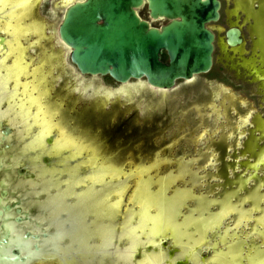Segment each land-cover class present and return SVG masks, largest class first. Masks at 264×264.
<instances>
[{
  "label": "rangeland",
  "instance_id": "1",
  "mask_svg": "<svg viewBox=\"0 0 264 264\" xmlns=\"http://www.w3.org/2000/svg\"><path fill=\"white\" fill-rule=\"evenodd\" d=\"M221 2L220 19L210 24L216 33L211 70L178 80L169 90L153 88L145 79L120 83L109 75L79 73L58 34L67 2L33 0L19 12L33 18L21 44L28 81L36 83L39 77L54 119L74 134L70 142L92 143L98 150L93 156L85 152L86 164H80L82 173L94 168L92 179L104 184L80 196L77 204L85 214L90 209L91 217L82 232L89 229L88 238L107 240L116 236V228L129 229L131 260L143 236L157 232V240L149 236L146 242L159 251L154 256L152 247L145 250V264L167 258L172 234L183 249L173 264H207L214 256L219 264L264 263V0ZM140 13L156 26L166 21L150 19L146 7ZM231 26L242 31L243 43L235 47L226 44ZM0 60L16 78L14 68L6 67L7 55ZM64 141L58 140L70 148ZM72 148L69 157L78 153V147ZM75 167L70 176L76 175ZM112 185L120 189L118 201L105 187ZM102 194L113 209L97 222L105 206H97L101 202L95 197ZM141 207L136 218L133 211ZM195 240L201 245L193 250L194 260L179 263L190 250L183 245L191 247ZM96 249L86 246L83 257ZM105 249L103 256L109 253ZM144 254L138 251L136 260ZM1 258L10 264L6 255Z\"/></svg>",
  "mask_w": 264,
  "mask_h": 264
},
{
  "label": "flooded vegetation",
  "instance_id": "2",
  "mask_svg": "<svg viewBox=\"0 0 264 264\" xmlns=\"http://www.w3.org/2000/svg\"><path fill=\"white\" fill-rule=\"evenodd\" d=\"M32 1L0 0V57L2 54L7 55L6 67H13L16 71L15 78L14 72L11 71L10 74L3 69L0 60V75L4 77L2 80L5 79V76L6 79L8 78L7 82L3 81L4 83L0 79V85H3L2 88L5 87L4 90L0 89V257L6 255V258L10 259V264H34L36 261H44L45 263L53 261L56 264H126L125 253L128 255V251L131 250L130 247V250L127 247L131 237L129 229L124 230L122 226L120 229L116 228V236L112 237L106 247L109 250L108 257L104 256V258L102 254L100 256L97 252H90V257L86 259L81 253L86 246L95 248L96 238L84 236L86 237V243L83 234L78 232L77 235L81 236L82 239L77 240L75 239L77 235L75 236L73 233L75 226L71 228L67 226L65 220L67 211L64 209L66 205L74 206V204L80 203V196L83 194L88 195L93 189H96V191L102 190L104 184L92 179L94 168L90 170L88 168L83 173L80 171V164L83 161L86 164L83 154L89 152V156H93L92 154L98 151L97 148L94 146V149L92 143L84 145L83 143L77 144L74 141L70 142L74 134H69L70 131L63 125L65 124L64 121L54 119L53 111L55 110L43 99L44 95L41 91L44 87L39 77L37 76L36 83L33 80L29 82V74L23 72L26 66L23 65L22 37L27 36L29 30H31L32 27L27 23L30 20V25H32L33 18L32 13L23 18L24 14L20 15L19 12ZM63 1L64 3L72 2V0ZM140 15L144 17L141 13ZM19 20H22V23L16 26L15 24ZM24 77L27 80H24ZM3 97H6L4 98L6 100ZM21 110H23L25 117L21 114ZM28 121L30 123H26ZM38 139L39 142L36 141ZM40 139H45V141H40ZM60 139H65L64 142L68 141L70 148H66L62 145V142H58ZM72 146L74 148L78 147V153L75 157H69L72 153L70 150L73 149ZM56 148L57 150H55ZM58 148L60 149L58 150ZM86 161L88 160L86 159ZM74 167L76 168V171H74L76 175L70 176L68 172L72 168L74 170ZM78 180L80 181L78 182ZM113 186L115 185L105 187L114 192V194L110 192L112 199L118 201L114 198L115 194L120 192V189L117 188L118 186H116V189ZM60 192L66 194L62 195L61 199L59 197ZM79 210H82V206L78 208ZM139 210L143 211V208L133 211L136 218L142 215H140ZM156 234L158 233L153 234L150 232V234L143 236L142 242L144 244L138 245L137 248V252L139 251L141 256L150 247H152L150 252L153 251L150 255L155 256V253L159 251H156L155 247L157 246L146 242L149 236L153 240H157L159 236ZM174 236L176 234H172L168 239L170 243L166 244V247L169 248L167 258L160 262L154 258L155 264H173L175 259L173 261L172 259L176 257V252H182L183 249L175 243ZM192 242L191 247H186V243V245L182 244L185 249L190 250L189 254L181 256L184 257V260L179 261V263H189L190 260H194L190 257L193 250L199 249L201 242L198 240ZM160 243L165 245L164 242ZM35 247L39 249L34 250ZM117 249H121V251ZM137 252L130 261L132 264H145L147 253L144 254L143 259L136 260L135 255ZM121 253H123V256ZM76 257L78 259H75ZM5 261L1 258L0 264H7ZM201 261L205 263L207 260L202 256ZM207 264H219L217 256L211 257Z\"/></svg>",
  "mask_w": 264,
  "mask_h": 264
},
{
  "label": "water",
  "instance_id": "3",
  "mask_svg": "<svg viewBox=\"0 0 264 264\" xmlns=\"http://www.w3.org/2000/svg\"><path fill=\"white\" fill-rule=\"evenodd\" d=\"M221 6V0H73L58 34L81 74L109 75L120 83L145 79L169 90L211 70L216 34L210 24L220 19ZM143 7L150 19L166 21L152 24L140 15ZM225 38L230 47L243 43L239 26L229 27Z\"/></svg>",
  "mask_w": 264,
  "mask_h": 264
},
{
  "label": "bare ground",
  "instance_id": "4",
  "mask_svg": "<svg viewBox=\"0 0 264 264\" xmlns=\"http://www.w3.org/2000/svg\"><path fill=\"white\" fill-rule=\"evenodd\" d=\"M2 61V60H1ZM3 61H5V60H3ZM0 77H2V75H0ZM4 77H2V78H0L1 79V81L3 82L4 80L7 82V79H6V76H5V79L4 80H2ZM4 83V82H3ZM2 84V83H1ZM8 85V84H7ZM6 85V86H7ZM2 86L3 85H0V89L2 88ZM3 88H5V87H3ZM2 88V90H4ZM7 88V87H6ZM5 90H7V89H5ZM2 92V91H1ZM8 92V91H7ZM6 96V95H5ZM4 98H6V97H3V99ZM2 99V98H1ZM4 100H6V99H4ZM8 101V100H7ZM8 102H10V101H8ZM2 103V102H1ZM13 103H15V102H13ZM10 104V103H9ZM13 105V104H12ZM14 105H16V103L14 104ZM16 109V108H15ZM14 109V110H15ZM27 109V108H26ZM24 110V109H23ZM23 110H21L22 111V113L21 114H23ZM15 111H17V110H15ZM19 111H20V109H19ZM18 111V112H19ZM27 112V111H26ZM8 113V112H7ZM28 113V112H27ZM27 113H25V114H27ZM20 114V115H21ZM28 115V114H27ZM23 116L25 117V115L23 114ZM20 117V116H19ZM20 118H22V117H20ZM25 119V118H24ZM27 120L29 119V118H26ZM30 119H31V116H30ZM26 120V121H27ZM26 123H30L29 121L28 122H26ZM32 125V124H31ZM30 125V126H31ZM32 126H34V125H32ZM42 126V125H41ZM35 128V127H34ZM45 128V127H44ZM40 129V128H39ZM38 129V130H39ZM42 130H43V128H42ZM45 130V129H44ZM39 132V131H38ZM40 132H42L41 130H40ZM45 132V131H44ZM37 135V134H36ZM45 136V135H44ZM27 138V137H26ZM37 138H40V137H37ZM46 139V138H45ZM45 139H43L44 141H45ZM43 140H41L40 139V141H43ZM36 141H38L39 142V139L38 140H36ZM35 141V142H36ZM37 142V143H38ZM36 144V143H35ZM37 145V144H36ZM38 145H39V143H38ZM58 147H60V146H58ZM62 148V147H61ZM60 148H58V150H59ZM55 150H57V148L55 149ZM62 150V149H61ZM75 152V151H74ZM61 153V152H60ZM55 154V153H54ZM68 160V159H67ZM71 163V162H70ZM50 170V169H49ZM61 194H59V197H60V199L62 198V195L64 196V195H66V194H63L62 192H60ZM69 194V193H68ZM104 194H102L101 195V197H100V195H98V196H96L95 198L97 199V200H99L101 203H98L97 204V206H99V205H104L105 206V208H103L102 209V207H101V211H100V213H97L96 214V216H95V219L96 218H102L103 219V217L104 216H108L109 214L107 213V209H113V206H111V205H109V203L107 202L108 200H105V198H104ZM101 198H104V200H103V202H102V200H101ZM63 201V200H62ZM68 204V203H67ZM116 204V203H115ZM142 206L144 207V204H142ZM61 207V206H60ZM63 207V206H62ZM80 207V205L79 204H74V206L73 205H66V207L64 208V209H66V213H67V215H66V218H65V220H66V222H67V226L68 227H74L75 226V229L73 230V233L75 234V236L77 235V233L79 232H81L82 234H83V237L84 236H87V235H90V234H87V232H91V231H89V229L85 232V233H83L82 232V228H84V230L88 227V223L87 222H91V217L89 216V214H88V212H90V209H89V211L85 214L84 212H83V210H79L78 211V208ZM84 207V206H83ZM115 207V206H114ZM63 211V210H62ZM64 212V211H63ZM112 213L114 214V212H113V210H112ZM114 217V216H113ZM103 221H104V219H103ZM69 224V225H68ZM115 224H116V221H113V225H111V226H115ZM97 227H98V223H97ZM69 230V229H68ZM70 233V232H69ZM128 236V235H127ZM82 239V237L81 236H79V235H77L76 236V238L75 239ZM131 238V237H130ZM84 240H85V242H86V237H84ZM111 240V238H109V239H107V240H103V239H99V238H96V242L94 243L95 245H96V247H97V249H96V251L97 252H100L98 255H100V254H102V253H104V251L106 252L107 251V249H105L106 248V245H107V243L109 242ZM92 242V241H91ZM90 242V243H91ZM87 243V242H86ZM116 244V243H115ZM114 248V247H113ZM91 250L92 251H94L93 250V248H91ZM114 250V249H113ZM113 250H111V251H113ZM118 250V249H117ZM122 250H123V248H122ZM115 251V250H114ZM118 251H121V249L120 250H118ZM84 252V251H83ZM81 253V254H87L86 252H84V253ZM133 252V251H132ZM113 253V252H112ZM117 253V252H116ZM119 253V252H118ZM107 254H109V253H107ZM122 254V256H123V253H121ZM97 255V256H98ZM115 255V254H114ZM118 255V254H117ZM125 256H126V258H125V260H126V264H129L131 261H130V258H131V256L128 254V255H126V253H125ZM104 257V256H103ZM118 257V256H117ZM105 258V257H104ZM116 259V258H115ZM122 260H123V258H122ZM121 262V261H120ZM129 262V263H128ZM122 263H123V261H122ZM125 263V262H124ZM152 264V263H151Z\"/></svg>",
  "mask_w": 264,
  "mask_h": 264
},
{
  "label": "trees",
  "instance_id": "5",
  "mask_svg": "<svg viewBox=\"0 0 264 264\" xmlns=\"http://www.w3.org/2000/svg\"><path fill=\"white\" fill-rule=\"evenodd\" d=\"M167 54L166 53H164L163 55H162V59L164 60V61H167Z\"/></svg>",
  "mask_w": 264,
  "mask_h": 264
}]
</instances>
